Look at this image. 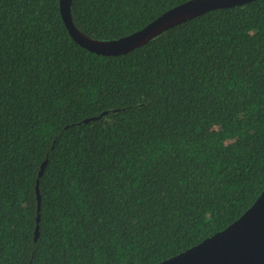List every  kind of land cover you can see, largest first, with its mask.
<instances>
[{
	"label": "trees",
	"instance_id": "obj_1",
	"mask_svg": "<svg viewBox=\"0 0 264 264\" xmlns=\"http://www.w3.org/2000/svg\"><path fill=\"white\" fill-rule=\"evenodd\" d=\"M187 1L71 0V18L115 40ZM263 190L264 0L117 57L77 45L59 0H0V264H159Z\"/></svg>",
	"mask_w": 264,
	"mask_h": 264
},
{
	"label": "water",
	"instance_id": "obj_2",
	"mask_svg": "<svg viewBox=\"0 0 264 264\" xmlns=\"http://www.w3.org/2000/svg\"><path fill=\"white\" fill-rule=\"evenodd\" d=\"M255 0H190L178 5L143 29L115 40H94L79 32L71 18V0H59V14L70 38L90 53L117 57L125 55L168 31L208 12L243 6ZM105 115L103 113L101 116ZM99 117L83 120L84 124ZM46 161L40 167L41 177ZM37 214L40 192L36 182ZM38 217L36 223H38ZM38 235L35 227L34 240ZM159 264H264V190L255 202L236 221L223 231L203 240L198 245Z\"/></svg>",
	"mask_w": 264,
	"mask_h": 264
}]
</instances>
